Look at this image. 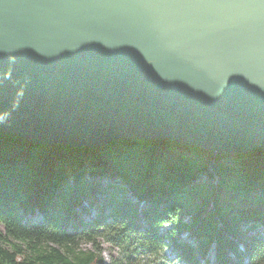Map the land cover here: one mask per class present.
Wrapping results in <instances>:
<instances>
[{"label": "water", "instance_id": "95a60500", "mask_svg": "<svg viewBox=\"0 0 264 264\" xmlns=\"http://www.w3.org/2000/svg\"><path fill=\"white\" fill-rule=\"evenodd\" d=\"M0 132L264 147V0H0Z\"/></svg>", "mask_w": 264, "mask_h": 264}, {"label": "trees", "instance_id": "16d2710c", "mask_svg": "<svg viewBox=\"0 0 264 264\" xmlns=\"http://www.w3.org/2000/svg\"><path fill=\"white\" fill-rule=\"evenodd\" d=\"M95 190L105 192L102 205ZM86 202L97 208L94 218ZM36 211L43 218L34 223ZM168 223L174 228L162 233ZM259 226L264 147L223 155L165 138L83 148L0 132V264H104L98 239L121 253L109 264H144L138 251L150 264H171L168 247L187 264L210 250L215 264H243L237 238ZM260 231L244 242L250 264L264 263Z\"/></svg>", "mask_w": 264, "mask_h": 264}, {"label": "rangeland", "instance_id": "374dc122", "mask_svg": "<svg viewBox=\"0 0 264 264\" xmlns=\"http://www.w3.org/2000/svg\"><path fill=\"white\" fill-rule=\"evenodd\" d=\"M105 192H100V191H97L95 190L93 192V195L95 196L96 198V202L99 204V205H102L103 204V201H104V197H105ZM221 196L222 197H226L227 196V191L225 190H221ZM241 204L243 206H246V205H249V206H255L253 203L251 202H245L243 200H241ZM85 208H87L89 211H90V214H89V217L90 218H94L97 213H98V210L96 207H93V206H90L87 202L84 204ZM82 207L78 208L79 211H83V209H81ZM109 212V208L106 207L105 208V214ZM35 215L32 216V220L34 223L36 222H40L43 218L41 212L39 211H36L34 213ZM185 220L187 222H190L191 221V218L189 216H186L185 217ZM174 227L171 226V224H166L163 228H162V233H167L169 231H171V229H173ZM246 228V227H245ZM261 228H264L259 226V227H256L255 229H251L248 231V233L245 235L243 232H242V235L239 236L237 238L238 242H239V247H240V250L242 251V253H244V258H243V264H250V259L248 257V255H246V252H247V249L246 248V245H245V240H246V237L248 236H254L255 234L257 235H261L262 236V231H260ZM3 233V232H2ZM180 236H187V232L186 231H183ZM13 242H15V240L12 239ZM98 242L100 243V246L102 248V257H103V263L104 264H109L113 258H118L119 256H121V253L119 251V249L117 248V246L115 245H112L111 243L105 241V240H102V239H98ZM79 246L81 248H89L90 247V244L86 241H82L80 240L79 242ZM137 254L143 259V262L144 264H150V261L153 259L151 258L147 253H140L139 251L137 252ZM164 254L165 256L170 260L171 264H187L186 262H183L181 260H178L177 257L175 256V254H173V252L171 251V247H168L166 248V250L164 251ZM231 258L233 259V261H237L239 258L237 256H234V255H231ZM199 260H200V264H207L206 260H209V264H215L216 262V259L214 257V251H209V253H207V255L205 257H201L199 256ZM239 262V261H238ZM261 264H264V263H261Z\"/></svg>", "mask_w": 264, "mask_h": 264}]
</instances>
